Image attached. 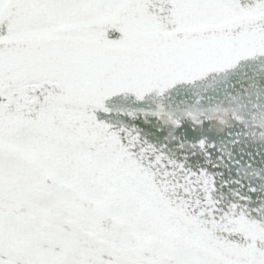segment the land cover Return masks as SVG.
I'll use <instances>...</instances> for the list:
<instances>
[{
	"label": "snow or ice",
	"instance_id": "obj_1",
	"mask_svg": "<svg viewBox=\"0 0 264 264\" xmlns=\"http://www.w3.org/2000/svg\"><path fill=\"white\" fill-rule=\"evenodd\" d=\"M0 264H264V0H0Z\"/></svg>",
	"mask_w": 264,
	"mask_h": 264
},
{
	"label": "water",
	"instance_id": "obj_2",
	"mask_svg": "<svg viewBox=\"0 0 264 264\" xmlns=\"http://www.w3.org/2000/svg\"><path fill=\"white\" fill-rule=\"evenodd\" d=\"M225 83L226 81L223 77H217L214 79L210 78L207 80L200 81L195 85H189V89L194 95H199L205 91L211 92L220 89ZM209 111L210 118L218 117L220 115L215 111V109H210ZM223 115H227V111H225Z\"/></svg>",
	"mask_w": 264,
	"mask_h": 264
}]
</instances>
